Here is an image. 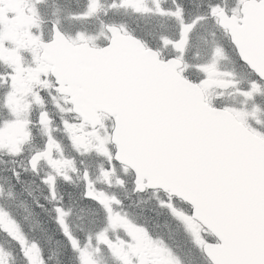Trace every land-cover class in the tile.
Wrapping results in <instances>:
<instances>
[{
	"label": "snow or ice",
	"instance_id": "snow-or-ice-1",
	"mask_svg": "<svg viewBox=\"0 0 264 264\" xmlns=\"http://www.w3.org/2000/svg\"><path fill=\"white\" fill-rule=\"evenodd\" d=\"M20 2L0 0V264H264V0H22L14 42Z\"/></svg>",
	"mask_w": 264,
	"mask_h": 264
},
{
	"label": "rangeland",
	"instance_id": "rangeland-1",
	"mask_svg": "<svg viewBox=\"0 0 264 264\" xmlns=\"http://www.w3.org/2000/svg\"><path fill=\"white\" fill-rule=\"evenodd\" d=\"M44 8L47 11L49 7H48V5H46ZM7 11H8V13H10L13 16L16 17L15 20L9 21L7 23V31H8V34H9V38L12 39L15 42L18 39L19 35H20L19 30L17 29V26H16L17 25V21H16L17 20V16L20 15V16H23L25 18V8H24V6H22V3H13V5H11L7 9ZM29 12H30V9H29ZM51 12H52V9L50 10L49 15L51 14ZM7 166H8L7 164L0 163V168H4V167H7ZM1 182L5 183L2 179H0V185H2ZM10 203H14L16 205H19L20 202L10 201ZM19 211L20 212H24L23 208H20ZM21 215H22V213H21ZM29 221H31V218H30ZM3 247L6 248V247H8V245L6 243H4ZM9 259H10V262H12V264H18V261H14L11 256L9 257Z\"/></svg>",
	"mask_w": 264,
	"mask_h": 264
},
{
	"label": "flooded vegetation",
	"instance_id": "flooded-vegetation-1",
	"mask_svg": "<svg viewBox=\"0 0 264 264\" xmlns=\"http://www.w3.org/2000/svg\"><path fill=\"white\" fill-rule=\"evenodd\" d=\"M189 3H190L189 7H191V8H190V11H194V10L199 9V5H196V4L193 5V4L191 3V0H190ZM32 190H33V195H34V196H37V197L40 196V192H39L38 189H36L35 185L32 186ZM136 211H138V212H139V211H143L144 214H146V215L152 217V219H153V221H154V223H155L156 225H158V224L161 225V226H160V227H161L160 230H161L162 232H167V231H168V230H166V229L169 228V227H166L164 218H163V217H156V216H155V213L151 210V204H141L138 208H136ZM155 231L158 232V227L155 228Z\"/></svg>",
	"mask_w": 264,
	"mask_h": 264
},
{
	"label": "trees",
	"instance_id": "trees-1",
	"mask_svg": "<svg viewBox=\"0 0 264 264\" xmlns=\"http://www.w3.org/2000/svg\"><path fill=\"white\" fill-rule=\"evenodd\" d=\"M122 19V18H121ZM160 224H158V227L160 228ZM33 227H34V225H33ZM48 247H49V249L51 250V251H57V249H58V245H57V243H56V237L55 236H53V238H52V240H51V242L49 243V245H48Z\"/></svg>",
	"mask_w": 264,
	"mask_h": 264
}]
</instances>
